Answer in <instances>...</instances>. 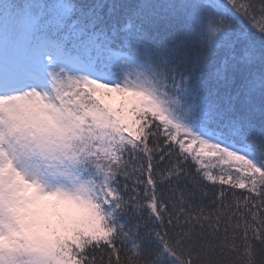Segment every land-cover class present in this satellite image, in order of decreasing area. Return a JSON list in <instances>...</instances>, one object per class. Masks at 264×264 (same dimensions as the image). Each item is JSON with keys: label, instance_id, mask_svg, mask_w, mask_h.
<instances>
[{"label": "snow or ice", "instance_id": "1", "mask_svg": "<svg viewBox=\"0 0 264 264\" xmlns=\"http://www.w3.org/2000/svg\"><path fill=\"white\" fill-rule=\"evenodd\" d=\"M0 264H264V0H0Z\"/></svg>", "mask_w": 264, "mask_h": 264}]
</instances>
